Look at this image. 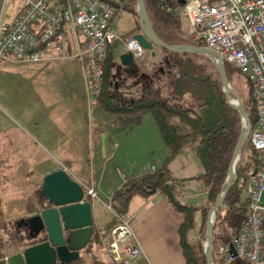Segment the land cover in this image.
<instances>
[{"label":"trees","instance_id":"1","mask_svg":"<svg viewBox=\"0 0 264 264\" xmlns=\"http://www.w3.org/2000/svg\"><path fill=\"white\" fill-rule=\"evenodd\" d=\"M116 10L130 13L136 20L139 31L136 0H102ZM151 25L157 36L167 44L204 46L187 34L183 28L182 17L176 13L180 7L178 0H144ZM117 41L108 50L107 58L102 64V87L97 103L106 111L125 114L134 123L150 113L168 154L162 164L154 171L126 180L111 194L109 207L111 218L105 224L106 234L125 218L128 204L133 196L149 197L161 193L171 206L183 218L178 227L179 241L184 253L185 264H206L202 242L198 240L197 250L187 245L184 235L194 227L195 215L200 213L201 226H205L209 208L184 201L179 186L184 181L203 183L209 204L214 203L222 185L227 179V169L232 157L242 121L239 113L226 104L219 76L204 55L173 53L167 49L154 46L159 50L158 61L148 67L145 63H133L114 69ZM146 55L151 56L146 50ZM229 82L235 75L242 76L235 68L224 61ZM243 77V76H242ZM247 98L243 101L251 127L256 122V111L250 93V86L245 79ZM183 152L194 155V163L199 171L184 179L174 177L171 166ZM246 152L251 156L248 166L243 165ZM259 165L257 153L251 147L249 137L240 152L236 175L227 191L223 203L216 212L213 225V252L222 242L229 241L238 231L248 214V199L244 194L245 185L252 171ZM40 186L37 190L39 193ZM13 221L0 223V264L4 257L18 252L36 241L29 240L21 232L11 233L6 229ZM5 233V238L1 234ZM10 243V245L8 244ZM103 245V239L96 230L90 240L93 244ZM9 245L6 247V245ZM91 249L82 253L89 262L80 256L70 264H109L93 257ZM234 264H246L235 262Z\"/></svg>","mask_w":264,"mask_h":264},{"label":"built area","instance_id":"2","mask_svg":"<svg viewBox=\"0 0 264 264\" xmlns=\"http://www.w3.org/2000/svg\"><path fill=\"white\" fill-rule=\"evenodd\" d=\"M176 13L187 19L189 36L218 52L247 80L256 111L249 141L259 165L245 185L248 214L237 233L218 245L212 264H264V0H183ZM115 15V8L102 0H22L13 20L0 19V58L14 63L79 59L86 69L88 100L96 102L102 64L118 39L111 26ZM67 34L74 37V49ZM117 51L130 52L135 63L145 61L146 50L132 36ZM155 168L148 164L144 171ZM60 169L69 173L63 165ZM84 189L96 196L93 189ZM103 248L109 264H130L142 252L126 218L109 230ZM3 261L7 264V257Z\"/></svg>","mask_w":264,"mask_h":264},{"label":"rangeland","instance_id":"3","mask_svg":"<svg viewBox=\"0 0 264 264\" xmlns=\"http://www.w3.org/2000/svg\"><path fill=\"white\" fill-rule=\"evenodd\" d=\"M21 1L22 0H15V5L18 7ZM7 5L10 6V3L7 2ZM134 19L135 18L126 11L118 10L116 12L111 26L118 36L117 46L134 34L132 31ZM181 20L183 28H188L187 19L182 17ZM67 35L68 39H71V35ZM154 51L158 56L159 50L154 48ZM70 53H73L72 49ZM157 56L150 62L145 55L144 66L148 67L156 63L159 58ZM69 59L71 58L50 60L52 63L46 66L44 63L49 61L14 63L4 61L0 58V198L7 195H20L29 191L28 189L30 188H35L37 192L39 186H41L42 175L45 169L50 167L53 163L60 164L64 162L65 164L64 159L59 156L60 151L57 149L56 145L50 143L47 139H43L40 132L35 130H39L37 125H41V121L44 120L41 116V109H43V107L40 102V96L41 88L45 85V82L41 77H44L46 72L57 73L60 76L61 73L70 68L78 70V68L72 67V63H76V61H71ZM39 64L43 65L37 67ZM65 64L71 65V67L67 68L68 65L65 66ZM229 83L234 91L241 97L242 101H244L247 98L248 91L244 77L235 75L232 82ZM56 84L60 87L67 88V83L62 82L61 79ZM77 98L80 99V96H77ZM32 105L35 107L37 106L39 110L35 112V109H31ZM83 108L84 118L87 121L85 125L86 129L90 127V131L88 130V134H86L83 141V146L86 148V153H88V160L91 161V165H86L85 167V175H91L93 171L95 180L100 178L97 172L99 171L102 159L92 156V152L90 151L92 145L91 141L88 140V135L91 134L92 130L95 128L92 126L99 124L101 128H105L109 120L110 125L117 131L112 133L120 139V147L116 157L106 165L103 174V187L114 182L117 169L125 172V167L130 164L136 169H140L143 165L151 163H155L158 166L162 164L165 147L161 137L157 132H152L148 129V127L144 129L145 131L141 129L137 130L135 124L138 123L140 119L138 122L134 123L129 119V116L125 114L106 112L97 101L91 102L89 106L86 104ZM128 129L129 131H127ZM123 130L125 132H123ZM188 154L189 152H183L179 159L172 163L171 169L174 177L177 179L181 180L187 178L199 171L197 164L188 159ZM249 162H251V156L249 152H246L243 165L248 166ZM78 174L79 173H76L75 175L79 176ZM179 188L184 201L206 208L211 207V204H209L207 200V192L203 183L199 181H184ZM245 193L244 190V194ZM262 198L264 199V193ZM104 200L106 199L104 198ZM123 216L127 218L128 212H125ZM110 217L111 213L109 210L100 204L96 210L95 229L96 233L102 237V239L107 238L105 224ZM18 219L17 217L9 219L13 221L6 227L9 232L18 233L14 228L15 221ZM6 221L3 220L0 213V223ZM1 234L3 235V239H6L5 233H3L2 230ZM184 240L187 245L192 247L193 252L197 250L198 240L202 242V247L204 246L205 226L203 228L201 226L199 212L195 215L194 227L186 231ZM8 244L10 245L9 242ZM8 244L6 247L9 246ZM90 245L89 242L85 248L91 249L90 252L95 259L103 263L108 262L103 245H96V243H94L92 247H90ZM79 256L82 261L86 260V262H89V258L87 259L84 253L81 252Z\"/></svg>","mask_w":264,"mask_h":264},{"label":"crops","instance_id":"4","mask_svg":"<svg viewBox=\"0 0 264 264\" xmlns=\"http://www.w3.org/2000/svg\"><path fill=\"white\" fill-rule=\"evenodd\" d=\"M14 1L15 0H0V19L9 22L15 18L21 10L22 1L18 7L15 5ZM7 2L10 3V6L7 5ZM135 28L136 20L134 19L132 26L133 33L137 32ZM185 31H187V27ZM77 36L79 37V35ZM70 37L74 49L76 45L74 37ZM116 57L114 69L118 70L123 66L119 62L118 51L116 52ZM154 57L156 58V56L146 55L147 60L150 62L154 60ZM69 60L76 61V63H72V67L78 68V70H73L70 68L71 65L65 64V66L68 65L67 68L70 69L61 73L60 76L57 73L46 72L44 77H41L45 82V85L41 88L40 96V102L43 107V109H41V116L44 120L41 121V125H37L39 130L35 131H39L43 139H47L50 143L55 144L60 151L59 156L65 161V164L64 162L60 164L53 163L50 167L45 169L42 180L46 174L59 169L61 164H63L68 169L69 173L84 187L93 189L96 196L91 197L86 194V197L87 200L92 203V215L95 229L96 210L98 206L101 204L104 208L109 210L108 201H110L112 192L118 189L126 180L144 174V167L148 164L143 165L140 169H136L130 164L125 167V172L117 169L114 182H111L106 187L102 186L106 165L116 157L120 147V139L112 133L117 131L110 125L109 120L105 128H101L99 124L92 126L95 128L92 130V133L88 135V140L91 141L92 145L90 150L92 156L102 159L99 171L97 172L100 178L95 180L93 171L91 175L84 174L86 165L90 166L91 161L88 160V153H86V148L83 146L85 136L88 134V130L90 131V127L86 129L85 126L87 121L84 118L83 107L86 104L89 106L91 102H89L87 96L86 69L83 61L77 60L76 58H71ZM50 63L52 62L49 61L44 64L49 66ZM41 65L39 64L37 67ZM60 79L62 82L67 83V88L60 87L56 84ZM77 96H80V99H78ZM31 109H35V112L39 110L37 106L35 107L34 105H32ZM135 125L137 130H144L148 127L152 132H157L159 134L158 128L150 113L144 114ZM127 131H129V129ZM123 132L125 131L123 130ZM167 154L168 151L165 148L163 160ZM187 156L189 160L194 162L192 153L189 152ZM151 164L158 167L155 163ZM76 173H79V176H76ZM28 190L29 191L20 195H7L0 198V213L4 221L15 217L24 218L32 216L42 209V203L45 202V200L40 195V191L37 193L35 188H30ZM104 198L106 200H104ZM109 212L112 215L110 210ZM127 212L128 217L126 219L129 220L134 238L142 249L141 254L132 259L130 264H185V257L178 234V227L182 223L183 218L179 212L171 208L166 198L161 193L156 192L149 197H142L140 195L133 196L128 204ZM22 231L23 230L20 232L23 233ZM82 251L83 250H81L80 253ZM85 257L88 259L87 255H85Z\"/></svg>","mask_w":264,"mask_h":264},{"label":"water","instance_id":"5","mask_svg":"<svg viewBox=\"0 0 264 264\" xmlns=\"http://www.w3.org/2000/svg\"><path fill=\"white\" fill-rule=\"evenodd\" d=\"M180 4L183 0H178ZM140 30L132 35L139 45L154 55V46L173 53L199 54L213 64L221 83L227 105L235 109L242 121V127L227 169V179L208 209L205 221V244L203 252L206 264H212L213 225L216 212L236 175L240 152L249 137L251 123L241 97L230 85L222 56L206 47L196 45L167 44L155 33L146 12L144 0H136ZM119 62L130 66L134 59L130 52L121 53ZM40 195L44 198L38 214L29 216V240L36 241L7 257V264H70L87 246L94 234L92 203L87 200L84 186L63 169H56L43 177ZM24 220V219H23Z\"/></svg>","mask_w":264,"mask_h":264},{"label":"flooded vegetation","instance_id":"6","mask_svg":"<svg viewBox=\"0 0 264 264\" xmlns=\"http://www.w3.org/2000/svg\"><path fill=\"white\" fill-rule=\"evenodd\" d=\"M42 205H43V203H42ZM35 214H38V212L37 213H35ZM29 217V216H28ZM28 217H24V218H19L18 220H16L15 222V226H14V228L18 231V232H20L21 230H23L22 232V234L24 235V236H26L27 238H29V236H30V231H29V225H28V223L26 222V219L28 218ZM24 219V220H23ZM30 240H32V239H30Z\"/></svg>","mask_w":264,"mask_h":264}]
</instances>
